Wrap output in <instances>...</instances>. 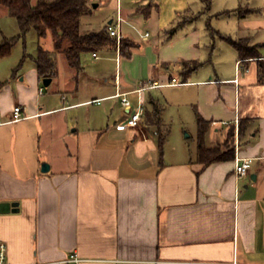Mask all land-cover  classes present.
Returning <instances> with one entry per match:
<instances>
[{"label": "crops", "instance_id": "crops-1", "mask_svg": "<svg viewBox=\"0 0 264 264\" xmlns=\"http://www.w3.org/2000/svg\"><path fill=\"white\" fill-rule=\"evenodd\" d=\"M238 1L234 9L243 15L235 11L237 38L219 28L217 33L264 45V0ZM176 2L178 9L187 7L184 0ZM92 3L115 12L105 25L120 14L122 36L135 47L126 61L111 47L96 58L90 53V58L115 55L108 59L120 67L126 64V73H117V66L111 73L104 64L85 68L82 59L76 70L52 45L48 52L57 73L44 86L35 64L22 70L23 62L13 72L17 64L8 61L11 52L0 58V204H17L15 210L0 211V244L8 263L65 264L76 253L81 264H264V84L257 82L264 46L260 58L249 59L239 58L232 46L225 71L199 33L187 41L176 35L157 50L159 42L150 35L141 37L142 48L123 34L126 24L138 35L133 26L142 29L132 22H139V15L151 19L158 6ZM218 13L229 15L230 10ZM172 23L157 26L160 30ZM3 36L0 32V40ZM167 48L174 58L166 56ZM190 61L200 64L185 82L170 84L173 77L182 81L183 63ZM171 63H176L174 71ZM152 82L158 86L144 88ZM162 88L186 92V99L176 104L193 117L196 141L197 115L209 123L208 147L233 127V147L238 144L234 159L203 166L196 147L187 151L181 144L167 150V139L160 159L143 116L137 128L128 121L139 102L144 108L153 102L162 106L161 117L168 124L166 106L150 94ZM116 93H125L130 108ZM15 105L23 115L17 121L12 120ZM185 113L179 111V117ZM249 157L253 164L248 174L237 176L235 160ZM42 163L49 165L47 171L41 170Z\"/></svg>", "mask_w": 264, "mask_h": 264}, {"label": "trees", "instance_id": "trees-1", "mask_svg": "<svg viewBox=\"0 0 264 264\" xmlns=\"http://www.w3.org/2000/svg\"><path fill=\"white\" fill-rule=\"evenodd\" d=\"M93 0H0V6L4 7L8 15L15 19L18 32L12 37H3L0 40V58L7 56L12 47L23 40L30 30H35L38 38L50 35L53 49L61 54L69 67L76 70L81 69V55L83 53H97L106 47L114 46L116 39L112 37L106 26L98 30L83 31L80 28L81 16L91 10ZM206 6L208 0H201ZM139 10V9H138ZM140 11V10H139ZM239 15L240 10H235ZM222 39L235 48L239 58H260L259 49L261 44L250 45L248 39H233L223 35ZM135 44L127 38L120 40L119 54L121 57L129 58L131 49ZM34 64L40 79L53 77L57 73L54 60L49 57V52L38 46L37 53L33 57ZM24 62V55L17 66L13 69L17 71ZM199 62L190 61L183 63L182 82L186 81L188 74L196 70ZM257 82L264 84V61H258ZM162 106L151 102L148 108H144L143 124L145 130L151 133L156 140L157 151L160 159L164 155V145L170 131L168 124H165L161 117ZM197 123V160L203 166L217 161L234 159L233 137L234 128L230 127L223 142L208 147L205 144V133L209 123L199 115L196 117ZM244 122H239L238 133L242 135ZM223 147V148H222Z\"/></svg>", "mask_w": 264, "mask_h": 264}, {"label": "rangeland", "instance_id": "rangeland-1", "mask_svg": "<svg viewBox=\"0 0 264 264\" xmlns=\"http://www.w3.org/2000/svg\"><path fill=\"white\" fill-rule=\"evenodd\" d=\"M176 1L180 0H121L123 7H125L126 4H131V2H135L139 5H147L150 2L149 4L152 5V9L155 8V5L159 7V12L154 14L151 19L145 20L142 18L143 16L139 15L137 17H140L141 20L139 22H132L136 26L140 27L142 31L146 32L147 30L150 35L149 39H154L159 42L155 50H157L159 46L163 47L164 42H168L169 44L170 38L175 40L176 35L187 41L190 34L199 33V37H201L203 42L206 40L208 41L206 50H215L214 53H216L217 59L219 57L220 65L224 66L225 71H228V69H230L227 67L230 61L229 52L234 53V50L231 48L232 46L221 39V35L217 33V28L226 31L228 32L227 34L237 38L239 29L237 28L236 19H238V17L234 8L239 6L240 2L238 0H208V5L206 6V4L201 0H184L187 7L185 9H178L180 5L179 2ZM204 7L209 8L210 14L206 12L207 10ZM224 8L230 10L229 15L218 13ZM4 9V7L0 6V32H3L5 37H12L18 32V28L14 18L8 15L3 16L1 14ZM173 9L178 10V12ZM112 17H115V12L105 11L104 3L99 7H91V10L88 13L81 16L80 28L83 31L98 30L99 28H102ZM167 22L173 23L159 30L157 24H166ZM122 30L123 34L131 35L136 44L141 45V37H139L129 25L123 24ZM52 45L50 35L38 38L35 30H30L27 32L23 40H19L12 47L11 56L7 59H9L8 61L15 62L14 64L16 65L24 55V63L22 66V70H24L25 68L34 66L33 57L37 53L38 46L48 51L51 50ZM200 45L202 47L203 43L201 42ZM119 46L120 42H117L116 40L115 45L109 47L119 50ZM171 49L172 48H167L165 50L167 53L166 56L174 58L175 54L170 52ZM141 52H143V49ZM109 56L114 57L115 55L101 54L99 60H94L90 58V53H83L81 55V59L85 68H97L98 65L104 64L111 73H114L116 66L117 73H126L128 71L129 67L126 66V64H123L120 67V63L117 65L114 58L108 59ZM122 59V61L128 60V58L125 57H122ZM57 62L59 71L62 72V62L59 57L57 58ZM175 65L176 63H171L170 67L173 69L172 71L175 70ZM150 92V94L154 98H158L160 104L166 106L167 109L165 111V121L170 127V133L166 143L167 150H178L181 144L187 149V151L194 150L196 147L195 122L193 117L190 119L188 114L185 113L186 109L181 108V105L177 108L176 104L177 101L182 103L186 99L184 98L186 96V92L177 91L173 88H162L156 91L151 90ZM129 98L132 99L130 96ZM179 111L185 113L183 118L179 117ZM223 140L217 144L221 145Z\"/></svg>", "mask_w": 264, "mask_h": 264}, {"label": "built area", "instance_id": "built-area-1", "mask_svg": "<svg viewBox=\"0 0 264 264\" xmlns=\"http://www.w3.org/2000/svg\"><path fill=\"white\" fill-rule=\"evenodd\" d=\"M125 22L124 19L120 16V14H117L116 18L111 21L110 23H107L106 29L109 32V34L114 37L117 42H120V40L123 38L122 33H121V24ZM133 29L138 33V35L140 37H147L149 35V33L146 32H142L141 30H139L138 28L133 26ZM93 57L96 58V53H92ZM238 68V67H237ZM240 68V67H239ZM234 82H237V79L233 80ZM170 84L172 85H179L182 84V82L178 81L175 77L171 78L170 80ZM151 86H158L157 82H152L151 85L146 86L144 88H149ZM143 87L138 89L137 91H140L142 89H144ZM42 90L40 89V92ZM115 96L120 97V102L121 104L126 107V108H130L131 103L130 101L126 98L125 93H116ZM97 103L100 102V100H94ZM144 113V106L141 102L138 103V106L136 108V110L130 115L129 121H128V126L131 128H137L140 126L141 123V119ZM23 117L22 115V110L21 107L19 105H15L13 107L12 110V120L13 121H17L19 119H21ZM220 125L222 126H228L229 123L227 121H221L219 122ZM213 125H217L218 122L213 121L212 122ZM236 137V136H235ZM235 149H237L238 144L237 141H235ZM253 164V159L252 158H237L235 160V174L237 176H245L248 174L249 169L251 168ZM83 261V259H81L80 257H78V255L76 253H71L69 255V257L63 261V263L65 264H81ZM0 264H9L7 261V255H6V247L4 244H0Z\"/></svg>", "mask_w": 264, "mask_h": 264}, {"label": "water", "instance_id": "water-1", "mask_svg": "<svg viewBox=\"0 0 264 264\" xmlns=\"http://www.w3.org/2000/svg\"><path fill=\"white\" fill-rule=\"evenodd\" d=\"M92 7L93 8L97 7V3H92ZM50 81H51L50 77L42 79V82H43L44 86H48ZM48 168H49V165L47 163H42V165H41V170L42 171H47ZM16 206H17L16 203H1L0 204V211L1 212H7L10 209L15 210Z\"/></svg>", "mask_w": 264, "mask_h": 264}]
</instances>
